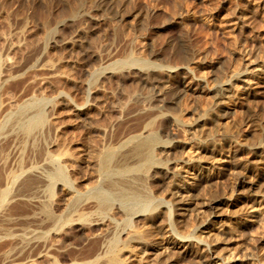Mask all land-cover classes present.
I'll return each instance as SVG.
<instances>
[{"label":"rangeland","instance_id":"1","mask_svg":"<svg viewBox=\"0 0 264 264\" xmlns=\"http://www.w3.org/2000/svg\"><path fill=\"white\" fill-rule=\"evenodd\" d=\"M129 57H135L140 61L139 65L124 64L123 62ZM144 60L150 61L156 69L147 68L146 65L143 67ZM45 62L56 64L55 72L52 73L46 66L48 63ZM191 63H197L194 76L198 79L195 78V80L199 81V77L204 76L212 87L214 85L212 91H208L209 93L201 90L193 92V90L184 89L183 85V88L180 86L176 90L163 82L167 67L180 70L181 66ZM257 65L264 67V0H0V120L14 105L24 103L32 95L56 97V100H59L57 101L59 107L54 110L55 112L50 109V104L45 105L47 115L50 118L54 116L57 120L55 124L46 125L44 132L36 135L35 140L27 139L17 128H14L16 130L14 131L10 127L13 130V134L10 135V128L8 126L5 128V133L9 134L5 137L6 139L1 140L0 158L8 162L3 164L0 161V187L5 188L4 185H7L6 177L8 179L9 171L16 172L17 169V172H20L21 169L18 167L22 165L30 172L32 166L41 164L45 157L67 149L70 154H73L69 161L70 170L72 166L73 168L78 167L79 173L76 172L73 178L86 177L85 184L89 186L92 180L90 177L93 175L91 173H94L91 161L96 143L98 145L104 143L103 138L96 136L93 129L99 125H103V128L106 126L112 132L109 131L112 137L119 136V131L123 130V126L125 130L127 127V129L133 128L137 131L145 121L144 119L149 118L152 112L156 113V109L159 108L169 114H179L182 109L188 108L187 116L190 121L198 116L206 115L203 121L208 120L203 123L204 125L199 126L198 130L206 132L203 133L202 139H212L218 136L213 131L219 125L221 127L226 125L224 121L228 119L229 124L230 118H238L244 114L241 111V101L237 100L236 90L245 86V83L236 82L233 79L234 69L241 72L247 68L254 70ZM143 68L147 71L141 72L140 69ZM94 78L98 81L97 84L92 85ZM234 81L237 84L235 86L232 83ZM165 84L166 87H164ZM254 91L257 94L252 99V126L246 130L243 137L245 144L252 143V146L256 142L257 133L264 138V82L255 85ZM64 99H69L76 105L79 103L82 105L78 104L80 107L85 106L83 108L86 115L84 119L72 113L70 105H66ZM224 102L231 107L222 111L223 108L220 107ZM95 104L105 107L98 108V111ZM220 112L225 117L221 115L223 117L220 116L218 120ZM214 119H217L216 122L220 121L221 124L218 122L217 127V124L212 126ZM137 120L140 122L139 125L136 123ZM95 121L98 124H95ZM159 123L156 124V128L165 130L164 135L172 138L174 127L168 124V121L166 122L165 117L161 118ZM136 125H138L137 128L141 126L137 129ZM170 131L173 132L170 133ZM189 139H187L188 143L189 141L194 144L198 142L193 137ZM31 141H35V144ZM246 155L245 152L240 154L243 160L247 158ZM48 170H42V172H51ZM237 170L241 172L243 167L239 166ZM136 171L127 174L126 178L124 174L114 173L116 176L114 174L113 176L116 180L121 177L122 179L135 177L134 179L138 182L134 185L139 190L142 188L140 192L143 190V194H147L148 191L150 192L149 189L156 187L155 190L158 192L154 193L158 195V199L165 195L167 184L164 185V183H167L166 181L163 183L160 180L146 178L145 175L142 176L144 172ZM28 172L25 173L26 177L23 176L25 180L28 179L30 182L33 180L32 185L21 177L18 184L16 183L17 189L14 188L17 197L12 194L14 199L23 197L20 198V200L23 199L21 201L18 199L17 202L20 203H15L18 210L21 207L20 212H23L24 208L26 209L24 212L28 210V207L23 204L26 197V199L35 197L39 200V198L50 196V193L55 195L54 197L57 196L56 198L61 195L59 194L62 190L60 183L57 184L55 193L51 192L54 187L51 189L50 185H46L36 176L32 178L34 174L31 176L32 173ZM122 179L120 181H124ZM223 180L225 182L223 181L224 183L222 182V185L218 187L214 184L208 187L211 189L210 195H213V192L219 194L224 188L226 189L232 182V175L228 177L226 175ZM147 182L149 186L151 184V187L146 185ZM128 185L131 186L127 184L126 187ZM80 188L84 190V187ZM14 190L13 193H15ZM67 199H65L66 202L62 200L64 203L60 201L62 202L61 207L64 210L69 203L71 211L78 201L76 198L74 200L76 203H74L72 195L67 196ZM13 206L14 203L0 207V213L3 211L6 214L13 213L16 210L13 211ZM61 207L57 209L58 213L63 211ZM66 208L68 209V206ZM222 210L219 209V212L215 214L216 222H219L216 223V227L223 222L229 223V217L231 218L232 214L236 216L235 212ZM159 211V217L156 216V219L139 222L142 225L139 227L138 224L140 230L149 229L148 232L151 233L158 225L159 227L168 225L170 221L165 207H160ZM183 213H185L184 216ZM186 213L184 209H179L176 213L178 222L174 224V228H177L174 230L184 235L192 232V225ZM119 217L121 218L118 221L122 220L120 228H126L128 226L126 223L123 226L126 216L120 214ZM237 227L236 231H225L222 234L219 233L217 237L209 232L204 238L212 244L213 249L224 256L233 253L250 262L255 259L256 264H264V233H256V229L252 228L243 229L239 224ZM70 228H68L69 232L67 231V235L70 236L67 238L66 235H62L61 239L63 238L64 243L67 239L66 244L68 242L76 244L80 233L76 230L77 228ZM199 259L198 256L187 254L176 255L171 261L175 264H202ZM41 262L39 261V264H42ZM138 263L131 262V264Z\"/></svg>","mask_w":264,"mask_h":264},{"label":"bare ground","instance_id":"2","mask_svg":"<svg viewBox=\"0 0 264 264\" xmlns=\"http://www.w3.org/2000/svg\"><path fill=\"white\" fill-rule=\"evenodd\" d=\"M144 61V65L140 64L141 66L143 65L144 67L146 65L147 68L156 69V66L152 65L150 61ZM238 61L240 63V60ZM139 62L135 57H129L123 63L139 65ZM50 63L46 66L53 73L55 72L56 64ZM123 63H121L122 66ZM192 64L181 66L180 70L172 67L168 69L167 67L166 72L164 71L165 78L164 80L162 79L163 82L176 90L183 85L184 89L193 90V92L198 90L202 92L212 91L214 85L212 87L204 76L199 77V81L195 80L194 69L197 63ZM113 67L115 66L113 65ZM102 68L104 67L102 66ZM235 69L233 71V79L236 82L245 83V86L239 87L238 91L236 90V97L238 101H241V111L244 114L242 113L243 116L240 115L241 117L238 118H230L229 124L227 119V121H224L226 125L221 127L220 125L218 126V124H221L220 121L216 122V120H220L224 114L221 112L217 113L219 116L216 115V117L218 116L217 119H214L216 123H212V126L219 122L216 125V127L218 126L217 129L213 131L218 136H214L212 139H207L206 135V139H202L206 132H199L198 130L208 120L203 121L206 119L203 118L206 115L203 117L202 115L198 116V118L190 121L187 116L189 113L188 108L182 109L179 114H169V112H163L159 108L156 109V113L152 112L153 116L148 113L150 117L147 118L145 115L147 119H144L145 121L142 122L141 127L139 126L140 128L138 127L139 129L137 126L140 122L137 120L136 123H139L136 125L137 131L133 128L127 129V127L125 130L123 126V130L119 131V136L114 135L112 137V135L110 136L112 132L106 126V128H103V125H101L102 128L100 125L99 127H93L94 134L102 137L104 143H100L102 145L96 143V149L91 161L94 173H91L93 175L90 177L92 180H90L89 186L85 184L86 177L73 178L74 174L78 172V167L73 168L72 166L70 170L69 165L71 163L69 164V161L73 154L68 152L69 149L65 151L59 150L60 153L57 152L58 154L45 157L41 164L35 167L32 166L30 172H28L27 168L24 169L22 165L18 167L21 169L20 172H17V169L16 172L14 170V172L9 171L8 179L6 177L7 185H4L5 188L0 187L2 188L0 189V207L13 205L14 203V209L11 208L13 211L16 210L11 214L3 213L4 211L0 213V264H39V261H42V264H131L134 261L140 264L145 262L146 264H175V262L171 261L174 256L187 254L198 256L202 264H256L254 262L255 259L250 262L233 253L224 256L213 249L212 244H209L204 238L205 234L209 232L217 237L219 233L222 234L225 231H236L238 224L243 229L252 228L256 229V233H264V138L257 133L256 142L253 146L252 143L245 144L243 141L246 130L252 126V99L257 94L254 88L255 85H260L264 82V67L257 65L254 70L247 68L242 72ZM143 70L147 71L146 68L140 69L141 72ZM96 79L94 78L95 81L94 83L92 82V85L98 81ZM235 81L232 82L234 86L236 84ZM166 84L164 87H166ZM64 100V103L66 102V105H70L72 113L76 116L82 118L86 116L84 114L85 109H83L85 106L80 107L82 105L79 103L80 106L73 104L69 99ZM57 101L59 100H56V97L32 95L24 103L16 104L13 108L10 107L11 109L0 120V143L1 140H4L2 138L8 137L9 133L10 135L13 134L14 128H17L27 139L35 140L37 138L35 136L42 133L46 125L56 123L57 119L54 116L50 118L44 107L46 104H50V109L55 112L54 110L59 107ZM95 105L97 106V104ZM99 106H97V110L104 105ZM228 107L231 106L224 102L220 108L225 111L224 109ZM210 115L212 116L211 113ZM163 117L166 118L168 124L174 127V132L170 131V133H174L173 136L171 135L172 138H169L170 136L167 138L166 134L164 135L165 130L156 128V124L158 125L159 120L161 121ZM139 121L141 120L139 119ZM95 124L98 123L96 122ZM7 126L13 129L10 128L9 133L4 131ZM109 131L111 132L110 134ZM41 135L39 136L41 137ZM209 136L211 135L209 134ZM191 137L197 139L198 142L195 141L196 144H194L189 141L188 143L187 139L190 138L189 140H191ZM33 144H35V141ZM244 152L247 154V158L243 160L240 154ZM1 159L0 161L3 164L8 162ZM239 166L243 167L241 172L237 170ZM46 169L51 172L43 173L42 170L46 171ZM139 170L145 173L140 172L146 178L160 180L163 183L166 181L167 183H164V185L167 184L165 195L159 196L160 198L158 199L156 187L149 189L151 184L149 186L148 182L146 185L149 187H146H148L150 192L147 189L148 193L145 191L147 194H143V190L141 193L140 190L142 188L139 190L134 185L138 182L134 179L135 177L128 179H122L121 177L120 179L124 181L116 180L114 177L116 176L115 174H124L125 177L129 173L131 174L133 171L134 173L135 171L139 172ZM27 172L32 173L31 176L34 174L32 178L36 176L39 180H43L46 185L51 186V189L54 187L52 191L50 190L51 192L56 191L55 188L60 183L62 190L59 194L61 195L56 198L57 196L54 197L55 195L53 196L50 193L51 195L43 197L44 199L38 197L39 200L35 199V197H30L31 199L29 197L26 199V197L23 204L30 211L24 212L26 209L22 207L24 211L20 212L21 207L18 210L15 203H20L17 201L18 199L19 201L23 200H20L23 197L16 199L17 193L14 188L17 189L16 183L21 177L24 178L23 175L27 174ZM78 173L76 176L79 175ZM226 175L227 177L232 175L230 185L226 189L224 188L221 193L216 194L213 192V195H210L211 189H208V187L213 184L216 187L222 185ZM29 176L28 178L31 179ZM26 180L24 178L25 182ZM32 182H30L31 185ZM127 184H131V186L128 185L126 187ZM49 187H46V189L48 188L49 190ZM80 187H84V190ZM13 190L15 193H13ZM50 191L47 192L49 193ZM12 194H15V199ZM71 195L74 203H76L74 200L77 198L76 206L70 211L71 206L68 203V209L66 206L63 210L61 207L62 202H66L67 196L71 197ZM227 195L230 196L227 197ZM117 200L118 202H116ZM59 207L63 210H60L62 213L57 212ZM160 207H165V211L168 213L170 221L168 225L166 224L168 227H159L158 225L157 228H153L154 230L151 233L148 232L149 229L146 231L144 229L140 230L141 228L139 227L142 225L139 222H142V220L152 221L153 218L158 216ZM179 209H184L188 213L192 225V232L189 234L184 235L174 230L177 229L174 228V224L178 222L176 221V213ZM219 209L235 212L236 216L232 214L231 218L229 217V223L223 222V224L216 227V223L219 222H216L215 214ZM120 214L126 216L123 226L125 223L128 225L123 229L120 228L122 220L118 221L121 218H118ZM224 223H227V225H224ZM70 227L77 228L76 230L80 233L76 244H72V242L66 244L67 239H65L66 243L63 242V238L61 239L62 235L68 236L67 231ZM232 237L234 236L232 235Z\"/></svg>","mask_w":264,"mask_h":264}]
</instances>
